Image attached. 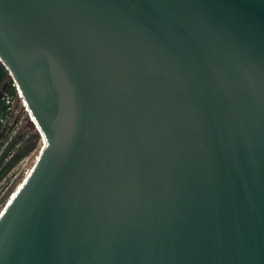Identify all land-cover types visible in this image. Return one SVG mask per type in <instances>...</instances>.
<instances>
[{"label": "water", "instance_id": "95a60500", "mask_svg": "<svg viewBox=\"0 0 264 264\" xmlns=\"http://www.w3.org/2000/svg\"><path fill=\"white\" fill-rule=\"evenodd\" d=\"M44 135L0 264H264V0H0Z\"/></svg>", "mask_w": 264, "mask_h": 264}, {"label": "rangeland", "instance_id": "374dc122", "mask_svg": "<svg viewBox=\"0 0 264 264\" xmlns=\"http://www.w3.org/2000/svg\"><path fill=\"white\" fill-rule=\"evenodd\" d=\"M24 105L18 96L15 97L9 115L3 120L0 155L5 153L4 158L9 159L8 165L12 171L5 176L3 186L7 187L0 197V212L5 208L9 197L26 172L34 165L42 147V138L35 127L37 122L25 102Z\"/></svg>", "mask_w": 264, "mask_h": 264}, {"label": "trees", "instance_id": "16d2710c", "mask_svg": "<svg viewBox=\"0 0 264 264\" xmlns=\"http://www.w3.org/2000/svg\"><path fill=\"white\" fill-rule=\"evenodd\" d=\"M17 97V89L10 77L5 65L0 61V134L2 130L3 120L7 118L10 113L12 100ZM5 153L0 156V163ZM10 165L7 164L5 169ZM2 175V171L0 173Z\"/></svg>", "mask_w": 264, "mask_h": 264}, {"label": "built area", "instance_id": "2783aa9c", "mask_svg": "<svg viewBox=\"0 0 264 264\" xmlns=\"http://www.w3.org/2000/svg\"><path fill=\"white\" fill-rule=\"evenodd\" d=\"M14 82V81H13ZM15 85V83H14ZM16 87V85H15ZM17 89V88H16ZM17 96L21 99L23 105H24V102H23V99H22V96L20 95L18 89H17ZM25 106V105H24ZM1 156V155H0ZM9 162V159L8 158H4L2 159L1 163H0V173L2 171V175L0 174V197L1 195L4 193L5 189L7 186H3V183H4V180H5V176L8 172H11L12 171V168H9L8 170L5 169V167L7 166Z\"/></svg>", "mask_w": 264, "mask_h": 264}, {"label": "bare ground", "instance_id": "6f19581e", "mask_svg": "<svg viewBox=\"0 0 264 264\" xmlns=\"http://www.w3.org/2000/svg\"><path fill=\"white\" fill-rule=\"evenodd\" d=\"M28 109H29V108H28ZM30 114H31V113H30ZM31 115H32V114H31ZM35 127L37 128V130H38V132H39V134H40V136H41V138H42V147H41V149H40V152H41L42 149H43V144H44V143H43L44 135L40 132V129H39V127H38L37 124H36ZM40 152H39V154L37 155V157H36L34 163L36 162L37 158L39 157ZM31 169H32V167L26 172V174H25L24 178L21 180L20 184L16 187V189L14 190V192L12 193V195L9 197V199H8V201H7V204L12 200V198L15 196V194L19 191V189L21 188L23 182L25 181V179H26L27 176L29 175ZM7 204H6V205H7ZM5 207H6V206H5ZM3 210H4V209H3ZM3 210H2V211H3ZM1 213H2V212H0V214H1Z\"/></svg>", "mask_w": 264, "mask_h": 264}]
</instances>
